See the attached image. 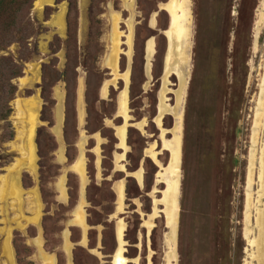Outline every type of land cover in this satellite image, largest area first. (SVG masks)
Returning <instances> with one entry per match:
<instances>
[{"label":"rangeland","instance_id":"374dc122","mask_svg":"<svg viewBox=\"0 0 264 264\" xmlns=\"http://www.w3.org/2000/svg\"><path fill=\"white\" fill-rule=\"evenodd\" d=\"M168 1L49 0L40 7L39 0H30L14 19L9 12L0 16V56L12 58L21 69L11 78L16 89L8 101L13 135L0 137V264H12L4 248L8 255L12 250L13 264H116L121 225L123 264H168L169 229L161 199L171 160L167 144L177 119L167 111L159 125L157 117L165 81L172 107L180 88L176 72L167 76ZM189 2L190 66L179 106L174 262L246 264L250 247L244 232L252 220H246L245 200L264 72V0ZM151 40L153 54L147 57ZM44 72V93L51 102L43 113ZM68 88L74 114L66 121ZM124 91L127 118L121 111ZM122 125L124 144L118 135ZM1 179L8 181L7 189L2 190ZM256 188L255 181L253 195ZM81 230L88 239L80 237ZM96 231L102 243L95 244ZM6 235L12 249L7 238L3 245Z\"/></svg>","mask_w":264,"mask_h":264},{"label":"bare ground","instance_id":"6f19581e","mask_svg":"<svg viewBox=\"0 0 264 264\" xmlns=\"http://www.w3.org/2000/svg\"><path fill=\"white\" fill-rule=\"evenodd\" d=\"M49 0H39V6L43 2ZM48 3V2H47ZM37 4V0H36ZM37 5V6H38ZM167 8L171 13V25L167 31L169 35V57L167 64V76L171 72H176L180 80V88L176 91L177 102L174 107L170 106L165 98V91L167 89L165 81V89L161 100L160 112L157 117V122L161 125V118L165 112H171L176 117V126L173 128L174 138L172 143L167 144L171 150V160L167 171V190H165L164 197L161 199L165 204V211L167 214V226L169 231L165 236L166 243V258L168 264H177L176 262V234L178 223L179 210V195H180V159H181V128L183 120V112L179 106L184 102L186 86L188 82L189 57L186 53L188 39L191 36L192 21L190 13L189 0H169ZM264 6V3H263ZM40 9V8H39ZM38 9V10H39ZM42 9V8H41ZM264 9V8H262ZM41 11V10H40ZM61 15V14H60ZM263 12L259 16L261 20ZM61 17V16H60ZM264 19V18H263ZM261 23L263 21H260ZM258 37V35H257ZM154 43L149 41L148 54H153ZM264 60V59H263ZM117 58H112V64L116 65ZM264 65V64H262ZM123 78L127 81L128 74L123 73ZM126 91L121 96V111L127 118L126 107ZM19 104V105H18ZM20 107V102H18ZM119 140L121 144L125 143V125H122L118 131ZM252 146L249 152L248 172H247V193L245 200V217L248 223L252 220V227H246L245 236L250 247V259L245 261L246 264H264V72L261 77L260 91L256 101L254 110L253 126L251 133ZM155 157V153H152ZM141 177V175H139ZM163 177V173H159V178ZM16 178V177H15ZM14 178L12 180L17 186L18 182ZM256 181L255 195L252 194V183ZM7 180L1 179L2 190L7 189ZM13 184V185H14ZM254 189V188H253ZM119 194L123 196V187L119 189ZM123 228L118 231L119 249L116 257V264H123L124 258L122 256L123 249Z\"/></svg>","mask_w":264,"mask_h":264},{"label":"trees","instance_id":"16d2710c","mask_svg":"<svg viewBox=\"0 0 264 264\" xmlns=\"http://www.w3.org/2000/svg\"><path fill=\"white\" fill-rule=\"evenodd\" d=\"M30 6V0H0V16L5 13V12H9V16L12 17V19H14L15 15L17 12L20 13V11L22 12V9L24 8V6ZM23 37V36H21ZM21 71L20 69V64L14 60H12V58H8L6 56H0V120H3V124H2V128H3V132L1 134V138L2 139H9L12 137L13 135V130L11 127V123L8 120V115L11 111V107L8 103L9 99L12 97L15 89H16V85L12 82L11 78L17 74H19ZM42 95L44 97V104L42 107V112L44 113L46 108L49 106V102H51V100L48 98V96L45 95V90H46V84L48 82V77L47 74L44 72L43 77H42ZM49 79H54L51 76H49ZM69 88L67 89V97L65 99V104H66V121L69 117V114L72 112L74 114V107L73 105H71L72 103V98H71V102H69ZM48 100V101H47ZM49 103V104H48ZM90 113V111L88 110V114ZM72 114V116H73ZM188 125L187 124V119H186V124H185V133H184V137H183V166L185 167V160H186V154H187V134H188ZM131 129V127L129 128ZM44 130V126H41L39 128V132H38V145H39V154L42 155V146H41V142H40V136H41V132H43ZM1 157V156H0ZM148 160V158H147ZM1 161V160H0ZM128 178H132L131 176H128Z\"/></svg>","mask_w":264,"mask_h":264},{"label":"crops","instance_id":"0c3cea01","mask_svg":"<svg viewBox=\"0 0 264 264\" xmlns=\"http://www.w3.org/2000/svg\"><path fill=\"white\" fill-rule=\"evenodd\" d=\"M79 113H81V114H83V116H82V119H83V117H84V111H83V109L81 108V110L79 111ZM66 115V114H65ZM97 161H98V159H97ZM95 166V165H94ZM138 179V178H137ZM139 182L140 181H142V178H141V180H138ZM79 191H80V199H82V201H83V199H84V195H85V189L83 188V187H81V189H79ZM124 191V190H123ZM124 195V194H123ZM116 198H117V190H116ZM117 202H118V198H117ZM71 224H72V222H70ZM78 225V224H77ZM94 226V225H93ZM90 228V227H89ZM65 233H67L65 236L66 237H68V232H65ZM65 236H62L63 237V239H65ZM83 236H84V238H87L88 239V236H86V234H84V231H82L81 230V238H83ZM102 234H101V231H100V233H97V231H96V238H95V244H96V242H98V243H102ZM86 241V240H85ZM81 245L83 246V244L81 243ZM90 246H92V245H90ZM87 249H90L89 247H88V245H87Z\"/></svg>","mask_w":264,"mask_h":264},{"label":"water","instance_id":"95a60500","mask_svg":"<svg viewBox=\"0 0 264 264\" xmlns=\"http://www.w3.org/2000/svg\"><path fill=\"white\" fill-rule=\"evenodd\" d=\"M169 22H170V17H169ZM166 35H167V34H166ZM166 42H167V43H166V50H167V47H168V38H167ZM145 52H146V56L149 57V54H148V52H147V46L145 47ZM180 165H181V159H180ZM6 238L8 239V243H9V245H10V249H12L11 244H10V241H9V235H6V237L3 239V245H4V242H5ZM117 241H118V239H117ZM3 247H4V246H3ZM4 252H5L6 255L8 256V259H9V260L11 261V263L13 264L12 250H11V254H10V255H8V253L6 252L5 248H4Z\"/></svg>","mask_w":264,"mask_h":264}]
</instances>
